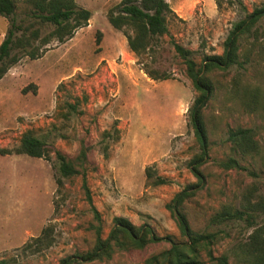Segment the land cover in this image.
Listing matches in <instances>:
<instances>
[{
	"label": "rangeland",
	"instance_id": "374dc122",
	"mask_svg": "<svg viewBox=\"0 0 264 264\" xmlns=\"http://www.w3.org/2000/svg\"><path fill=\"white\" fill-rule=\"evenodd\" d=\"M76 1L93 16L88 26L61 43L51 37L52 24L39 23L31 6L17 0L15 18L22 27L17 36L28 29L26 35L32 37L38 29L30 47H39L40 56L32 59L16 49L18 62L0 79V260L10 264H61L93 248L96 226L107 238L115 216L136 225L149 223L162 236L182 239L166 205L197 181L189 162L201 148L190 108L199 93L171 41L193 50L200 65L205 55L223 53L235 22L264 7V0H220L219 5L215 0H168L173 10L168 33L154 41L150 53L138 56L125 32L107 18L121 0ZM10 27L11 19L0 15V44ZM45 38L50 42L43 45ZM240 43L244 66L210 74L215 90L203 110L209 140V159L202 166L205 183L182 209L196 230H204L224 205L239 208L248 200L264 199V111L246 109L238 90L264 85V19ZM147 70L171 77L153 79ZM238 126L256 130L257 152L243 156L234 151L227 132ZM27 131L44 138L51 159L18 151ZM105 131L112 135L103 140ZM83 147L87 160L82 167L76 158ZM56 151L81 171L62 186L56 181ZM229 157L243 168L221 166ZM84 170L100 221L83 188ZM156 175L169 182L154 184ZM263 224L260 215L256 225ZM48 226L51 246L25 247ZM215 227L227 233L216 254L239 264L236 254L253 228L244 221ZM169 246L116 248L110 258L74 264H145L149 255Z\"/></svg>",
	"mask_w": 264,
	"mask_h": 264
},
{
	"label": "trees",
	"instance_id": "16d2710c",
	"mask_svg": "<svg viewBox=\"0 0 264 264\" xmlns=\"http://www.w3.org/2000/svg\"><path fill=\"white\" fill-rule=\"evenodd\" d=\"M21 1L31 6L30 12L39 23L52 24L55 27L51 37L61 43L73 37L78 29L88 26L93 16L90 9L81 6L76 0ZM215 1L217 5L220 4V0ZM17 9V0H0V15L11 19V27L0 44V79L18 62L19 56L15 53L16 49L22 48L32 59L40 56L39 47H30L31 42L39 35L38 29H34L31 33L32 37L26 35L28 29H25L21 36H17V33L22 30L21 25L17 24L15 18ZM172 12L168 0H121L110 8L107 18L115 29L125 32L130 49L140 56L144 53H150L154 41L168 33V16ZM261 19H264V7L253 10L245 18L235 22L225 40L223 53L205 55L200 65L194 59L193 50L171 41L176 53L184 60L188 75L199 93L190 108L191 125L201 148V152L196 154L189 162V167L196 176L197 181L188 184L166 205L179 228L182 239L176 240L171 235L162 236L149 223L136 225L127 217L115 216L113 227L107 238H103L101 226H96V241L93 248L63 259L61 264L103 260L112 257L116 248L144 249L149 245L162 242H168L170 246L149 255L145 260V264H206L207 262L211 264H229L228 255L216 254L217 244L225 238L224 236L227 233L225 229H217L215 226L228 224L230 221H244L253 228L247 241L242 244L239 253L236 254L239 264H264V224L256 225L257 218L264 215V199L255 202L248 200L239 208L224 205L210 217L207 227L202 231L192 227L187 215L182 210L184 202L194 196L205 183L202 166L209 159V140L203 119V110L215 90L210 74L216 70L226 71L234 66H244L245 62L241 60L240 40L245 34L252 32ZM98 40H100V37H98ZM49 42L50 39L45 38L43 45ZM147 73L153 79L171 77L166 73L161 75L157 70H147ZM238 90L240 91L239 97L246 109L252 112L264 111V85L239 86ZM68 106L71 110H76L74 104L68 103ZM115 131L119 133L117 127H115ZM227 134V139L231 142L235 152L245 156L258 151L257 132L254 128L238 126L229 128ZM111 135V131H105L103 140ZM107 149L108 145H105V153ZM18 151L33 157L52 158L44 138L35 135L33 131H27L22 135ZM76 160L80 161L82 167L84 166L87 160L86 147L82 148ZM56 163V181L59 186L64 184V179L81 174L77 163L60 151H56ZM220 165L228 169L243 168L239 160L234 157H229L226 161H222ZM154 174L147 170L148 177H154ZM82 179L83 188L94 217L97 221H100L101 215L93 203L86 170L82 173ZM167 182H169L168 179L158 175L154 180L156 185L166 184ZM49 230L50 226L44 228L42 234L33 238L25 247L51 246L52 241L49 239ZM0 264L10 263L7 259H1Z\"/></svg>",
	"mask_w": 264,
	"mask_h": 264
}]
</instances>
